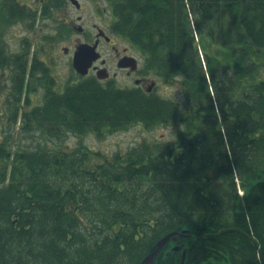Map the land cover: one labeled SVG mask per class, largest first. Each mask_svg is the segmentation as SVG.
I'll list each match as a JSON object with an SVG mask.
<instances>
[{"label":"trees","instance_id":"obj_1","mask_svg":"<svg viewBox=\"0 0 264 264\" xmlns=\"http://www.w3.org/2000/svg\"><path fill=\"white\" fill-rule=\"evenodd\" d=\"M104 1L114 36L183 98L81 76L24 129L53 130L57 144L69 135L61 129L179 130L173 142L144 139L112 156L83 143L0 144V264H140L183 229L154 264H182L184 250V264H264V0ZM237 179L244 195L223 205ZM233 225L241 230L221 232Z\"/></svg>","mask_w":264,"mask_h":264},{"label":"flooded vegetation","instance_id":"obj_2","mask_svg":"<svg viewBox=\"0 0 264 264\" xmlns=\"http://www.w3.org/2000/svg\"><path fill=\"white\" fill-rule=\"evenodd\" d=\"M72 7L79 11L84 8L79 0H0V122L4 118L7 120L6 125L0 127V144H10L13 149H17L18 146L12 143L23 140H19L18 136L31 133L24 129L25 117L32 115L35 109L45 110L49 100L66 92L72 82L70 68L73 66V55L67 64L69 73L66 68L58 70L56 63H63L66 67V62H56V45L71 36L73 30L84 36L82 39L75 38L73 54L82 43L97 45L101 54L85 76L94 77L103 85L114 83L121 88L139 87L146 93H157L166 98H183V93L178 92L176 86L153 72L148 60L146 61L147 56L140 52V48L131 43L121 46L125 41L107 30L106 27H110L108 20L106 26L93 24L94 31H90L83 23L73 21ZM77 19L81 21L82 16ZM105 45L114 51L112 57L106 56L103 49ZM63 50L65 55H69V46L65 45ZM178 75L180 74H177V78ZM161 84L166 88L176 89L175 93L167 92V89L161 91ZM33 122L31 125L40 124L38 119ZM50 133L37 131L30 142L34 143L33 146L75 151L68 146L51 145L57 139ZM59 133H68L69 137L71 135V132H63L62 129ZM15 134L18 136L13 139ZM68 136L61 141L69 138ZM173 141L174 139L165 142ZM200 141L198 136L195 142L197 146Z\"/></svg>","mask_w":264,"mask_h":264},{"label":"rangeland","instance_id":"obj_3","mask_svg":"<svg viewBox=\"0 0 264 264\" xmlns=\"http://www.w3.org/2000/svg\"><path fill=\"white\" fill-rule=\"evenodd\" d=\"M79 1L83 3L84 8L81 11L77 10L76 7L71 8V18L73 19V21H75L78 24L83 23L84 26L88 28V30L90 31H94L93 24H98V25L100 24L101 26H106V23H107L106 21L108 20V16L110 12L106 1L104 0H79ZM78 16H82L81 21H77ZM57 17H60V15H57ZM106 28L108 31H110V28L108 27ZM71 33H72L71 36L65 38L64 40L60 42H57V45H56V49H57L56 51L57 55L55 57L56 62L57 61L66 62V67L64 66L63 63L61 64L57 62L56 68L60 71H63V69L66 68L67 73H69L67 64L70 59L72 60V55L74 51L73 42L75 38L82 39L84 37L79 31H76V30L75 31L73 30ZM123 43L124 44L121 45L122 47L125 46V44H127V42H123ZM65 45L70 47L69 55H65V52L63 50V47ZM103 49L107 57H112L114 55V51L110 49V47L105 45ZM59 54L61 58H59ZM205 58L206 56L203 54L202 59H204V63L206 62ZM70 71H71L72 79L74 80L78 79L79 76L77 72L75 71V69L73 68V66L72 68H70ZM166 89H167V92H173V93H175V90H176L174 88L173 89L166 88L165 86H163V84L160 85L161 91H166ZM6 123H7V120L5 118L2 119V121L0 122V127L1 125L5 126ZM178 130L179 128L175 129L170 126H165V127H160L151 132H147L140 125H133L128 130L117 132V133L105 136L104 138H98L94 134H90L85 137L71 134L70 137L68 136L69 138L62 140L60 144H57L54 142V143H51V145L68 146L69 148L72 149L78 146L80 143H83L85 145H88L90 148L94 150L101 151L107 156H112L118 152L125 153L126 151L136 147V145H138L144 139H147L148 141H151L153 143L154 141H157V140L161 142L172 140L173 138H175L174 133H177ZM17 136L18 134L17 135L15 134L13 139H16ZM21 136H22L21 134L20 136H18L19 140L23 139L24 141L21 140V141H18V143H15V144L12 143V144L15 146L17 145L19 147L20 143L22 142V144L25 146V144L30 143L31 141L30 139L33 140L35 137L34 132L26 133L22 137ZM95 161L96 160L94 159L92 160L93 164L95 163Z\"/></svg>","mask_w":264,"mask_h":264},{"label":"water","instance_id":"obj_4","mask_svg":"<svg viewBox=\"0 0 264 264\" xmlns=\"http://www.w3.org/2000/svg\"><path fill=\"white\" fill-rule=\"evenodd\" d=\"M100 56L99 52L96 51V46L90 45L88 43H83L77 47L73 57V65L78 72L81 74H87L89 72L90 66L93 64V61L96 60ZM187 230L180 231H172L167 233L165 236L160 238L156 244V248L153 249L141 262V264H154L155 258L157 254L161 251V249L165 246L169 238H173L174 240L179 239V237L186 235ZM254 245L259 247L258 242L255 240ZM261 252V251H260ZM262 253V252H261ZM186 251L183 253V258L185 257ZM182 264H184V259Z\"/></svg>","mask_w":264,"mask_h":264},{"label":"bare ground","instance_id":"obj_5","mask_svg":"<svg viewBox=\"0 0 264 264\" xmlns=\"http://www.w3.org/2000/svg\"><path fill=\"white\" fill-rule=\"evenodd\" d=\"M77 1V0H75ZM244 184L246 185V183H244V179H238L237 185L236 186H232L229 188V192L228 194H223L219 196V201L220 203H222L223 205H227L230 204V201L235 200L237 198V192L239 193L240 191V195H244V191L246 190V188L244 187ZM247 186V185H246ZM264 206V197H262V199L260 200V205ZM264 219V218H263ZM231 224V223H230ZM240 227L238 226H230V227H224L221 229V232H234V231H240ZM243 231V230H242ZM254 233H250L248 234L249 237L253 240L256 239L255 236L253 235ZM163 237V236H162ZM161 237V238H162ZM160 240V238L158 239ZM255 241V240H254ZM158 242V241H157ZM157 244V243H156ZM259 252L261 251L260 247H258ZM262 252V251H261ZM260 252V255L263 256V253ZM185 258V257H184ZM183 256H182V262H183ZM264 259V257H262ZM185 260V259H184Z\"/></svg>","mask_w":264,"mask_h":264}]
</instances>
